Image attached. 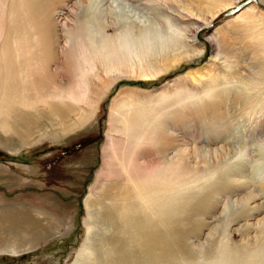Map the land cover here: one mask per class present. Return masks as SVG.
I'll return each mask as SVG.
<instances>
[{"label": "rangeland", "instance_id": "obj_1", "mask_svg": "<svg viewBox=\"0 0 264 264\" xmlns=\"http://www.w3.org/2000/svg\"><path fill=\"white\" fill-rule=\"evenodd\" d=\"M81 85L90 99L71 100ZM7 113L33 126L13 152L0 126V212L21 209L33 232L62 225L0 264H100L120 236L90 212H113L120 191L170 264H264V0H0ZM137 184L169 190L149 198L162 214Z\"/></svg>", "mask_w": 264, "mask_h": 264}, {"label": "bare ground", "instance_id": "obj_2", "mask_svg": "<svg viewBox=\"0 0 264 264\" xmlns=\"http://www.w3.org/2000/svg\"><path fill=\"white\" fill-rule=\"evenodd\" d=\"M98 45H100V44H98ZM119 63H118V65H119ZM93 64L91 66L89 61H88L89 68L87 70H92ZM86 93L87 92H86L84 86L81 85L78 88H76V92H70L68 94H69L71 100L73 99V101L75 100L78 102V101H81L82 99H86V98L88 100L90 99L88 97L83 98L84 96H86ZM76 111H79V110H76ZM56 112H59V110ZM57 115H61V114L58 113ZM14 117H16V116H12L10 113H7L6 115H3V117H1V123H0L2 131L6 132L9 135V137H11L8 141V144H5V142H2V144H4V145L1 146V147L5 148L4 146L7 145L6 149L9 152L16 151L19 148L30 143V141H26V136L30 135L29 134L30 130L29 131H27V130L29 127L31 128L33 126V125L31 126L29 124V119L26 115H24V117L22 115L18 116V118H14ZM76 117H77L78 121L76 122V125H73V126H68L69 123L67 120H65L62 117H61V119L59 118L60 121L62 122V124L67 125L64 128L65 129L64 131H66V129H67V131H70V130L78 127L79 125L87 122V120H85V122H82V121L80 122V120L82 119V115L79 113L77 114ZM55 134H57V133L54 132L51 135V137L54 136ZM54 137H56V135ZM22 142H25V143L20 145V143H22ZM22 166H24V165H22ZM142 186L143 185H138V184L136 185V187L138 188L137 190L139 191L138 195L140 197L142 196L144 198V201L148 202L150 206L154 207L153 208L154 210L150 209V212L153 215L162 214V210L160 208H158L159 202H155V200H151L149 198L151 196H153V194L155 192H157V193L159 192L161 194L166 195V194H168L169 190L166 188H163L162 185H159L160 189L158 187H153L150 189L146 188L147 189L146 190L147 193H146V192H143V190H145V188L144 187L142 188ZM155 188H156V190H155ZM112 197H113V200L115 203L111 204L109 210L111 209V210H113V212H114V210H116L118 212V215L116 212H114V213H116V215H115L112 211H111V213H106V215H105L103 211L99 210V213H98V211L96 209L90 212L91 215H94V216L96 214H99L98 216H101V218L104 219L102 221L108 222L107 224L113 226L115 228L116 232H118V234L120 236L118 239H120L119 242H121V245L118 247V244L116 241L111 242V244L108 248V251H107V253L109 255L108 258L104 259L103 261H100L99 263L100 264H170L173 257H174L172 254L166 253V252H164L162 254H159V253L157 254V253L152 252L153 246L158 247L161 250L167 249L166 248L167 245L165 244V242H163L162 239H160L161 235L156 237L157 234H160V233H158L159 230L155 227L152 229L151 225H149L147 232H146V227L143 229L141 226L138 227V226L134 225V223L136 221H132V219H131L134 212L136 211L135 210L134 212H132L134 207H135L134 202L132 201L134 199V197L131 198L130 194L128 192H124V191H120L117 194H113ZM88 199H89V197H86L84 199L86 204L88 203ZM119 199H120V201H119ZM122 200H123V204H121ZM89 201H91V200H89ZM94 202H95V200H92L91 205ZM161 205L170 209V205H171L170 199L161 202ZM19 211H21V213H19ZM19 211L16 210L15 208H11L10 206L7 205V206L3 207V209L0 212V220H1V222H4L6 224L5 227H3L0 230V239H1L0 240V250H1V252H14L17 249H22V248L28 247V245H30V243L38 242L37 238L41 237V236H39L40 234H38V228L40 230L44 231V233H43L44 235H46V234L49 235L50 233H53V232L55 233L56 231L58 232V229L60 226L55 224V223H52V222H47L43 226H39L37 228V232H35V231L33 232L31 225H25V223H24V220L26 218H29V215L25 214L21 209ZM144 215H145V213H141L140 217L138 219H136L138 222L137 224L144 221ZM120 217H122V220H121V223L118 224V218H120ZM168 223L170 224V222H168ZM168 223H166L164 225L165 227H167L166 229L170 228ZM85 228H86V225H85ZM154 231L156 232L155 235H153ZM138 232L141 233L140 237L138 235ZM150 232L153 233V234H149L151 236L148 235V233H150ZM37 236H39V237H37ZM83 236H84L83 237V244H89V246H91V244L93 242V236H92L91 230L88 227L85 229ZM161 259H165V262L162 263ZM221 264H226V262L221 263Z\"/></svg>", "mask_w": 264, "mask_h": 264}, {"label": "crops", "instance_id": "obj_3", "mask_svg": "<svg viewBox=\"0 0 264 264\" xmlns=\"http://www.w3.org/2000/svg\"><path fill=\"white\" fill-rule=\"evenodd\" d=\"M27 154H28V152H27ZM29 155H32V157L33 158H36L37 160L36 161H23L24 163H41L40 161H42L41 160V157L42 156H39V155H37V152H30V154ZM32 157H30V158H32ZM35 160V159H34ZM39 160V161H38ZM7 165V164H10L9 162H1L0 161V165ZM21 165V166H20ZM24 167V168H23ZM26 166L24 165V166H22V164H19V168H18V170H21V172H26L27 171V168H25ZM25 169V170H24ZM24 170V171H23ZM17 171V170H16ZM3 184V187H0V190L1 191H3V192H8L6 189H8V190H10V187H8L5 183H2ZM4 185H6V186H4ZM14 189V188H13ZM13 189H11V190H13ZM15 190H21V188L20 189H15ZM35 190H38L39 191V189H35ZM6 194V193H5ZM25 206H27V205H25ZM50 215V214H49ZM53 221H54V223L57 221V220H54L53 219ZM56 224V223H55ZM57 225H59L60 227L59 228H61V225H62V221L60 222V221H58V224ZM59 230V229H58ZM43 232H41V234H42ZM42 238V237H41Z\"/></svg>", "mask_w": 264, "mask_h": 264}, {"label": "trees", "instance_id": "obj_4", "mask_svg": "<svg viewBox=\"0 0 264 264\" xmlns=\"http://www.w3.org/2000/svg\"><path fill=\"white\" fill-rule=\"evenodd\" d=\"M192 63H194V62H190V63H188V64H192ZM185 65H186V64H185ZM185 65L182 66L181 69L184 68ZM181 69H179V70H181ZM179 70H177V71H179ZM167 77H171V74H168V75L165 76V78H167ZM136 83L142 85V84H148V83L151 84V83H154V82H147V80H145V81H137Z\"/></svg>", "mask_w": 264, "mask_h": 264}]
</instances>
